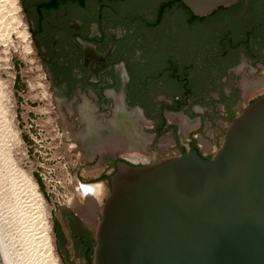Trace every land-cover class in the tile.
<instances>
[{
	"label": "flooded vegetation",
	"instance_id": "1",
	"mask_svg": "<svg viewBox=\"0 0 264 264\" xmlns=\"http://www.w3.org/2000/svg\"><path fill=\"white\" fill-rule=\"evenodd\" d=\"M19 2L67 159L102 169L75 175L77 206L105 198L120 162L210 159L230 122L264 95V0L202 18L175 0ZM76 207L62 217L66 233L53 222L56 252L62 264H92L94 208Z\"/></svg>",
	"mask_w": 264,
	"mask_h": 264
},
{
	"label": "water",
	"instance_id": "2",
	"mask_svg": "<svg viewBox=\"0 0 264 264\" xmlns=\"http://www.w3.org/2000/svg\"><path fill=\"white\" fill-rule=\"evenodd\" d=\"M180 2L202 18L236 0ZM90 228L92 264H264V95L210 159L118 163Z\"/></svg>",
	"mask_w": 264,
	"mask_h": 264
},
{
	"label": "rangeland",
	"instance_id": "3",
	"mask_svg": "<svg viewBox=\"0 0 264 264\" xmlns=\"http://www.w3.org/2000/svg\"><path fill=\"white\" fill-rule=\"evenodd\" d=\"M59 121L21 4L0 0V239L8 264H62L53 222L57 220L66 233L62 217L80 203L75 175L96 177L102 170L90 164L71 165L69 148L63 142L66 130ZM20 173L31 177L41 194L43 202L36 207L20 204L25 188ZM107 194L105 190L103 195ZM103 201L100 196L93 207L95 220ZM46 225L51 250L41 237Z\"/></svg>",
	"mask_w": 264,
	"mask_h": 264
},
{
	"label": "bare ground",
	"instance_id": "4",
	"mask_svg": "<svg viewBox=\"0 0 264 264\" xmlns=\"http://www.w3.org/2000/svg\"><path fill=\"white\" fill-rule=\"evenodd\" d=\"M2 1V0H1ZM13 8V7H12ZM3 24V23H2ZM3 29V28H2ZM2 120V119H1ZM2 122V121H1ZM1 124V123H0ZM8 132V131H7ZM2 144V143H1ZM18 176H20V178H21V180L25 183L24 184V186H25V188H24V191H21V196L19 195V198L21 199L20 200V204L21 203H27L26 205V207L29 209L30 208V206L31 205H38V204H41L43 201H42V197H41V194L39 193V191H38V189H37V187H36V184L32 181V179H31V177H29V176H24L23 177V175H21V173H20V175H18ZM19 178V179H20ZM10 191V190H9ZM102 192V191H101ZM18 193H20V192H18L17 191V195H18ZM16 195V194H15ZM8 199V198H7ZM94 199H96V198H94ZM26 200V201H25ZM71 200V199H70ZM93 200V199H92ZM92 200H89V201H91V203H86L85 204V206H86V211L84 210V204H80L79 206H77L76 208H77V211L79 212V214L80 215H84V214H87V213H89L90 214V211L91 210H89V208L90 209H92V207H93V203H92ZM18 202H19V200H18ZM71 203V202H70ZM25 205V204H24ZM36 207V206H35ZM38 207V206H37ZM41 207V206H40ZM42 208V207H41ZM41 208H39V209H41ZM33 209V208H32ZM36 209V208H35ZM34 211V210H33ZM36 211V210H35ZM86 213H85V212ZM26 214V213H25ZM36 219V218H35ZM3 220V219H2ZM26 220H28V219H26ZM37 220V219H36ZM40 221V220H39ZM38 221V222H39ZM37 222V221H36ZM43 224H44V222H43ZM42 226V225H41ZM44 228V227H43ZM35 229V228H34ZM44 232H42L41 234H42V236H41V234H40V236L43 238V241H44V245L45 244H47L48 246H49V249L51 248L50 247V244H48L49 243V237H48V226L46 225V227H45V229H42ZM46 230V231H45ZM40 231V230H39ZM40 237V238H41ZM39 242V241H38ZM42 243V242H41ZM46 245V246H47ZM3 244H2V242H1V239H0V250H1V254H2V258H3V261H4V264H8L7 263V260H6V257L7 256H5V253H4V250H3ZM51 250V249H50ZM49 251V250H48ZM50 252V251H49ZM7 255V254H6ZM51 256V255H50ZM9 257V256H8ZM9 260V259H8ZM9 262V261H8Z\"/></svg>",
	"mask_w": 264,
	"mask_h": 264
},
{
	"label": "trees",
	"instance_id": "5",
	"mask_svg": "<svg viewBox=\"0 0 264 264\" xmlns=\"http://www.w3.org/2000/svg\"><path fill=\"white\" fill-rule=\"evenodd\" d=\"M181 7H183L189 14H190V12L188 11V9H186L184 6H183V4L180 2V0H175ZM191 15V14H190ZM17 83H18V80H16L15 81V83H14V87L16 88V87H18V85H17Z\"/></svg>",
	"mask_w": 264,
	"mask_h": 264
},
{
	"label": "clouds",
	"instance_id": "6",
	"mask_svg": "<svg viewBox=\"0 0 264 264\" xmlns=\"http://www.w3.org/2000/svg\"><path fill=\"white\" fill-rule=\"evenodd\" d=\"M120 34H122V33H120ZM137 55H139V53H137ZM118 67H123V62H121V64L120 65H118ZM126 71V70H125ZM123 74V73H122Z\"/></svg>",
	"mask_w": 264,
	"mask_h": 264
}]
</instances>
